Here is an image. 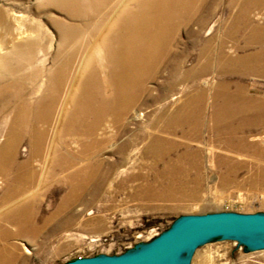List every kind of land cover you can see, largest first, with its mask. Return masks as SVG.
I'll list each match as a JSON object with an SVG mask.
<instances>
[{"label":"rangeland","instance_id":"1","mask_svg":"<svg viewBox=\"0 0 264 264\" xmlns=\"http://www.w3.org/2000/svg\"><path fill=\"white\" fill-rule=\"evenodd\" d=\"M54 2L0 0V55L33 47V68H43L34 87L40 95L48 93L44 83L57 65L61 25H83ZM199 5L193 22L174 33L167 63L153 69L119 118L104 115L94 135L61 136L56 128L67 96L70 109L82 99L81 68L95 46L77 55L39 153L29 139L17 151H2L6 134L0 133V154L12 156L9 168L0 165V218L10 219L12 228L27 226L12 239L13 264L120 256L149 244L184 216L264 214V78L251 73L252 60L264 56V0ZM100 90L108 97L113 92L110 86ZM195 121L200 127H193ZM149 145L154 150L147 151ZM61 158L72 167L49 176ZM99 162L97 179L85 180L84 190L72 191L75 181L63 180ZM34 174L36 183L15 199L28 197L21 226L12 217L15 204L1 200L22 176ZM184 258L188 264H264V249L218 238Z\"/></svg>","mask_w":264,"mask_h":264},{"label":"bare ground","instance_id":"2","mask_svg":"<svg viewBox=\"0 0 264 264\" xmlns=\"http://www.w3.org/2000/svg\"><path fill=\"white\" fill-rule=\"evenodd\" d=\"M201 2L203 0H55L58 7L81 19L84 26L61 25L57 65L44 83L48 93L40 95L34 91L35 85L41 82L43 68H33L36 61L33 47L21 48L14 54L18 57L0 55V133L6 134V140L1 144L2 151H17L26 139H29L35 152L43 149L76 57L84 50L91 52L94 46L95 54L89 55L81 68L82 99L70 109L68 105H71L72 98L67 96L61 128L57 126L56 132L61 136L94 135L104 115L119 118L145 89L153 69L167 63L174 33L193 22ZM104 29L106 34L100 38ZM87 33L88 38L85 37ZM103 86L112 88L110 97L101 94ZM29 88L33 89L30 93ZM178 123L179 127L186 124L181 118ZM193 127H200L198 121ZM152 150L154 146L149 145L147 151ZM11 160L10 154H0V165L5 168L12 165ZM98 166L100 162L97 166L90 164L71 177L63 175V180L83 181L81 186L78 182L74 185V182L72 191L84 190L86 181L91 183L97 179L99 174L95 167ZM71 167L69 160L61 158L57 164L55 162L49 176ZM36 178V174L22 176L20 183L1 200V204H15L12 212L16 213L12 217H16L14 219L21 226L26 224L28 206L25 200L28 197L15 199L27 193L36 183Z\"/></svg>","mask_w":264,"mask_h":264},{"label":"water","instance_id":"3","mask_svg":"<svg viewBox=\"0 0 264 264\" xmlns=\"http://www.w3.org/2000/svg\"><path fill=\"white\" fill-rule=\"evenodd\" d=\"M225 238L264 249V214L214 212L184 216L142 248L120 256H94L65 264H188L185 254L207 241Z\"/></svg>","mask_w":264,"mask_h":264},{"label":"crops","instance_id":"4","mask_svg":"<svg viewBox=\"0 0 264 264\" xmlns=\"http://www.w3.org/2000/svg\"><path fill=\"white\" fill-rule=\"evenodd\" d=\"M252 60L251 63V73L258 74L261 78H264V56L259 58V61ZM254 61V62H253ZM262 107V106H261ZM263 110V108H261ZM245 111V110H244ZM0 218V264H13L15 260V255L12 252L13 245L12 239H15L20 234L24 233L26 227L21 230L20 227L15 224V228H12L10 224V219ZM13 223V222H11ZM19 234V235H18ZM27 235V234H26Z\"/></svg>","mask_w":264,"mask_h":264}]
</instances>
